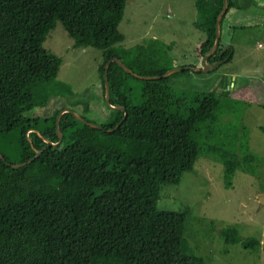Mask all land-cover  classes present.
Masks as SVG:
<instances>
[{
	"label": "trees",
	"instance_id": "1",
	"mask_svg": "<svg viewBox=\"0 0 264 264\" xmlns=\"http://www.w3.org/2000/svg\"><path fill=\"white\" fill-rule=\"evenodd\" d=\"M209 1L217 10L196 47L201 60L214 42L223 2ZM249 1L227 0V10ZM125 5L126 0H0V264H209L184 236L189 206L159 207L161 189L194 171L204 153L222 163L225 187L232 186L237 170L255 171L257 156L243 116L239 124L220 118L229 89L177 90L168 83L171 73L144 79L111 61L109 102L116 107L106 104L103 65L109 58L117 56L137 74L168 69L159 61L171 43L157 37L128 47L121 43ZM57 21L73 47L102 50L97 100L105 106L101 119L89 115V99L77 112L101 127L63 111L62 136L55 143L59 110H75L79 99L47 114L31 110L50 96L74 93L56 79L61 57L43 46ZM222 47L220 34L207 62L230 60L232 44ZM37 150L31 161L11 166ZM220 235L244 248L260 244L255 236L243 238L233 224Z\"/></svg>",
	"mask_w": 264,
	"mask_h": 264
},
{
	"label": "rangeland",
	"instance_id": "2",
	"mask_svg": "<svg viewBox=\"0 0 264 264\" xmlns=\"http://www.w3.org/2000/svg\"><path fill=\"white\" fill-rule=\"evenodd\" d=\"M207 4L211 2L126 0L118 24L124 34L121 43L128 47L147 37H157L163 43H171L170 48L164 49L159 64L168 69L186 65L201 67L203 60L197 55L196 47L205 38L203 18ZM238 34L235 30L231 41L222 47L234 46L232 59L221 60L205 72L190 68L174 71L168 80L173 88L188 92L229 89L222 99L227 107L220 118L239 124L243 116L242 121L249 129L250 147L257 156L255 171L237 170L231 187L223 184L222 163L213 154L204 153L196 160L194 171L183 172L178 183L165 184L161 189L159 207L177 210L189 206L184 236L191 249L209 264H264V202L259 200L260 194H264V75L255 65V61L264 58V34L244 33L236 45L234 37L237 39ZM72 41L57 21L43 46L61 57L56 79L67 83L73 95L50 96L45 105L31 112L47 114L55 106L68 105L71 98L79 99L74 105L79 112L81 103L89 99L92 108L89 115L101 119L104 103L97 99L102 50L94 46L73 47ZM229 224L236 225L243 238H259L260 244L244 248L240 243H226L220 229Z\"/></svg>",
	"mask_w": 264,
	"mask_h": 264
},
{
	"label": "crops",
	"instance_id": "3",
	"mask_svg": "<svg viewBox=\"0 0 264 264\" xmlns=\"http://www.w3.org/2000/svg\"><path fill=\"white\" fill-rule=\"evenodd\" d=\"M216 10L217 6L212 2L211 4L205 5L203 29L213 25V17ZM235 30L237 31V34L239 33L237 39L234 37L236 45H239L237 41H242L240 36L244 33H247L248 35L251 33L258 35H261L262 33L264 34V0H251L246 3L244 8L230 7L226 11L220 33L221 38H223V45L229 43V40L231 41ZM204 32L206 35L205 30ZM255 65L260 67V71L264 75V58H261L259 61H255Z\"/></svg>",
	"mask_w": 264,
	"mask_h": 264
},
{
	"label": "water",
	"instance_id": "4",
	"mask_svg": "<svg viewBox=\"0 0 264 264\" xmlns=\"http://www.w3.org/2000/svg\"><path fill=\"white\" fill-rule=\"evenodd\" d=\"M227 11V0H223L222 2V6L220 8V11L219 13L217 14L216 18H215V38H214V42L211 46V48L209 49V51L207 53L204 54L202 60H203V64L201 67H194V66H189V65H186V66H178V67H174V68H171V69H168L166 71H164L162 74H156V75H143V74H137V73H134L125 63H123L121 61L120 58H118L117 56H113L111 58H109L105 63H104V70H103V78H104V84H105V101H106V104L111 106V107H116V106H113L110 104L109 102V82H108V77H107V70H108V66H109V63L111 61H116L124 70H126L127 72L129 73H132L133 75H135L136 77H139V78H144V79H155V78H160L161 76H166L174 71H178V70H182L183 68H190L194 71H208L211 67H215L217 64H219L221 62L220 59H217L215 60L214 62L212 63H209L207 62V57L210 56L217 48L218 46V42H219V39H220V21L221 19L223 18V16L225 15ZM224 50V49H222ZM222 51H220L221 53ZM117 108H122L121 106H117ZM63 111H70L73 113V115H75L76 118L80 119L81 121L83 122H86V123H89L90 125L92 126H96V127H101L99 124L97 123H94V122H90V121H87L85 118H83L82 116L79 115V113H77V111L71 109V108H63L61 110H59L57 116H56V131H57V134H58V140L55 142V143H58L60 142L61 140V132L59 130V117L61 115V113ZM126 116V112H124V115L122 117L121 120H123ZM121 121H119L116 126H118L120 124ZM108 130H112V128H109ZM40 150H37L35 152V154L30 158L28 159L27 161H22V162H17V163H12L11 166H20L26 162H29L31 161L37 154H39ZM1 155V153H0ZM259 200H260V203L264 202V194H260L259 196Z\"/></svg>",
	"mask_w": 264,
	"mask_h": 264
}]
</instances>
